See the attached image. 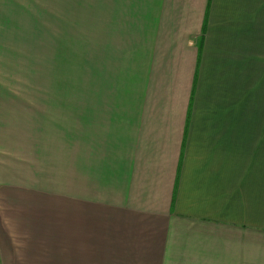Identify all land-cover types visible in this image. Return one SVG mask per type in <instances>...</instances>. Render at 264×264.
<instances>
[{
    "label": "crops",
    "instance_id": "1",
    "mask_svg": "<svg viewBox=\"0 0 264 264\" xmlns=\"http://www.w3.org/2000/svg\"><path fill=\"white\" fill-rule=\"evenodd\" d=\"M8 23L87 25L72 38L124 47L134 80L110 59L88 85L86 51L59 161L44 100L0 112V264H264V127L245 101L264 0H0Z\"/></svg>",
    "mask_w": 264,
    "mask_h": 264
},
{
    "label": "rangeland",
    "instance_id": "2",
    "mask_svg": "<svg viewBox=\"0 0 264 264\" xmlns=\"http://www.w3.org/2000/svg\"><path fill=\"white\" fill-rule=\"evenodd\" d=\"M86 27L87 25L77 24H0V112L2 111L4 115H34L38 112V106L40 107L38 102L44 100L45 153L48 158L51 159L53 156L58 161L60 155L64 154V144L69 139L68 135H62L61 131L64 133L67 131L62 123H67L70 118L69 100L74 99L71 92L74 88L78 90L82 82L83 86L85 83L84 78L78 86L74 78L78 79L85 73L87 50L90 55L88 85H91L92 81L91 66L94 68L93 71H96L95 74L97 73L93 82L103 80L113 74L114 67L118 65L112 60H117L120 81L124 82V86H129L128 89L133 87L132 54L130 52L126 54L125 48L122 47L121 52L124 54L117 56L111 51V41L72 38L84 36ZM69 74L74 76L71 77L72 80L70 78V84ZM256 80L262 81L257 88L252 87L249 98L245 99L251 103L253 109L251 120L255 124L253 122L246 125L264 127V73L260 79H254ZM77 94L80 95V92L77 91ZM96 94L100 93L93 91L91 94L94 100L90 105H97ZM78 97L80 99L78 103H82L83 109L84 94ZM110 99L105 98L102 102L108 106ZM29 107H34V110Z\"/></svg>",
    "mask_w": 264,
    "mask_h": 264
}]
</instances>
